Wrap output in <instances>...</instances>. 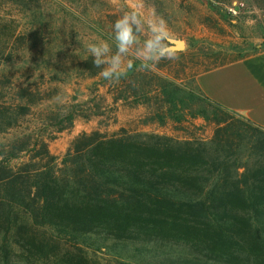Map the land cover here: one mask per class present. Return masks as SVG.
I'll use <instances>...</instances> for the list:
<instances>
[{"label":"rangeland","instance_id":"obj_1","mask_svg":"<svg viewBox=\"0 0 264 264\" xmlns=\"http://www.w3.org/2000/svg\"><path fill=\"white\" fill-rule=\"evenodd\" d=\"M134 2L0 0V163L5 168L0 179L20 174L18 186L26 191L36 173L48 168L66 178L67 153L83 145L75 140L84 133L120 138L127 145H151L154 137L210 143L218 127L229 125V144L219 155L229 158L238 175L258 166L251 151L255 132L240 124L246 121L242 117L206 104L195 77L264 50V0H145L146 11L154 8L167 21L166 51L176 58L162 59L152 70L133 61L112 83L99 75L86 46L97 40L111 44L115 20ZM173 41L183 48L172 49ZM174 91L175 103L168 104L165 93ZM70 114L75 115L71 125ZM125 161L134 166L135 160L120 158L121 165ZM14 214L7 221L0 206V264H153L186 255L207 260L208 253L182 242L152 241L124 253L78 251L47 228L33 226L25 209L16 207ZM47 241L52 251L39 254L33 244Z\"/></svg>","mask_w":264,"mask_h":264},{"label":"trees","instance_id":"obj_2","mask_svg":"<svg viewBox=\"0 0 264 264\" xmlns=\"http://www.w3.org/2000/svg\"><path fill=\"white\" fill-rule=\"evenodd\" d=\"M175 94L165 93L168 104L174 105ZM199 96L215 111L230 113ZM74 116H68L70 125ZM240 124L255 132L251 151L260 159L241 175L219 155L232 125L218 127L210 143L154 137L151 145H127L84 133L75 140L83 145L67 153L66 178L48 168L36 173L26 191L18 186L20 174L0 179V206L6 220L16 207L25 209L33 226L47 228L78 251L124 253L152 241L182 242L208 253L207 260L186 255L153 264H264V130ZM120 158L135 160L134 166L121 165ZM47 243L33 247L45 255L53 249Z\"/></svg>","mask_w":264,"mask_h":264},{"label":"clouds","instance_id":"obj_3","mask_svg":"<svg viewBox=\"0 0 264 264\" xmlns=\"http://www.w3.org/2000/svg\"><path fill=\"white\" fill-rule=\"evenodd\" d=\"M112 30L111 44L97 40L86 46L93 66L101 70L99 75L106 81L118 83L133 67V61H139L142 70H152L162 59L176 58L166 51L171 34L167 21L154 8L146 11L145 0H135L123 9Z\"/></svg>","mask_w":264,"mask_h":264},{"label":"crops","instance_id":"obj_4","mask_svg":"<svg viewBox=\"0 0 264 264\" xmlns=\"http://www.w3.org/2000/svg\"><path fill=\"white\" fill-rule=\"evenodd\" d=\"M195 87L208 102L264 130V50L201 72Z\"/></svg>","mask_w":264,"mask_h":264},{"label":"water","instance_id":"obj_5","mask_svg":"<svg viewBox=\"0 0 264 264\" xmlns=\"http://www.w3.org/2000/svg\"><path fill=\"white\" fill-rule=\"evenodd\" d=\"M174 46L172 47V49L175 50H180L183 48V43L180 41H173Z\"/></svg>","mask_w":264,"mask_h":264}]
</instances>
